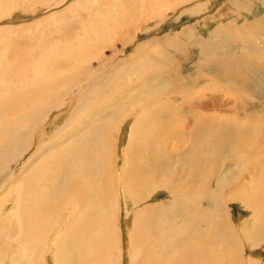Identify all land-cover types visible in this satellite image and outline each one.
<instances>
[{"label":"bare ground","instance_id":"bare-ground-1","mask_svg":"<svg viewBox=\"0 0 264 264\" xmlns=\"http://www.w3.org/2000/svg\"><path fill=\"white\" fill-rule=\"evenodd\" d=\"M146 2L143 0L142 5ZM235 2L234 4L238 6L240 10L246 6L243 4L244 2ZM0 3L4 5L3 8L0 6V11H3V13L5 12V15L9 10L12 12L15 8L13 6L15 0H7V2L0 0ZM108 22L104 23L110 27ZM258 25L264 26V17L258 22ZM93 27L94 24L92 25V29ZM97 27H99L98 24ZM106 28H108V26H106ZM88 30L89 29H87V31ZM104 30L107 29L104 28ZM246 30H248L247 34L252 35L254 30L253 24L248 23V25H246ZM87 31L84 32L83 37L80 36L77 38L75 46L58 47L60 51L56 49L52 54H42L43 66L46 67L48 63L53 64L50 69L55 72V76L51 81L46 82L43 90L39 88L40 90L37 93L34 91H21L18 85L20 82H11L8 80L9 76H12L11 69L15 68L16 73L14 75H21L24 73L21 72L22 68H19L20 66L4 68L3 64H0V264H30L28 261H31V264H35L37 253L38 260L36 264H42L44 257H46V255L43 257L44 251L48 253V263L52 264L50 259L52 255L51 250H54V264H125V249L122 247L123 235L125 233H122L120 226L116 223V213L114 211V208H118V205L121 206L120 197L122 192L126 196H132L135 205L134 208L128 207L126 210L127 215L125 224L127 225V232L129 233L127 239L129 241L128 248L130 253V257H128V259L126 258L128 264H136V258L139 260L140 264H169L170 260H173L176 264H227L229 259L239 254L242 250V245L238 239L244 244L242 240L244 239L242 238L243 234L248 236L249 243L255 242V244H251L254 253L257 252L256 249H259L258 246L264 247V233L260 232L259 228H257L258 226L264 225V199L259 201L260 198H264V175H260L264 173V161L260 160L257 154H255V144L253 143L255 140L254 137L264 133V128L260 129L257 125L253 124H245L240 128L237 126L233 127V122L223 123L221 121L212 120V118L207 116H201L203 119L198 118L199 122L197 121L199 127H203L201 128L202 130H198L200 135H196L195 138L193 137L194 142L188 147H183L181 145L182 148L180 147L181 150H179L176 155L175 150L178 147V145H176L177 139L180 140L178 141L180 143L181 140L183 141L185 139L186 135L185 131H181L183 127L175 125L177 122H173V120L179 119L181 114H177L178 112L184 114V112L180 110L183 102L178 105L179 108H174V103L167 98V95H165L166 97H164L162 101H156L155 104L152 102L153 98L159 97L155 94H161L163 92L162 90L166 91L168 86H170L169 84L166 86V89H162L161 86L153 85L142 98L132 104L130 108L132 113L134 114V112L136 113L139 111L135 119L133 115L128 117L131 111H127L119 118H116L117 122L113 124L110 121L106 127H104L103 124L97 125L94 128V132L102 134L99 140H92L83 145L80 139L72 141L61 136L59 140L55 141L53 138L46 137V135L42 133L36 135L35 130L41 128L39 126L40 123H42L44 119L48 120V118L53 115L51 113L53 108L61 111L68 105L69 102L65 100V96L69 91L75 88V86L83 91L78 97V104L75 103L74 115L77 113L78 109L84 105L88 109L98 108L97 99L94 97L99 95L103 90L109 88L108 75L105 76L103 74V76H101L104 71L95 73V79L90 77L89 79L93 78V81H89L90 83L87 84L86 87L77 81L83 82V79L89 74L91 75L93 71L90 65L81 68L83 63L86 64V62H90V58L87 55L92 53L91 49L95 45V43L90 45L86 44L87 42L85 39L90 36ZM99 31H92V34L99 36ZM226 32V35L224 37L222 36L225 43L230 42L231 39L237 41L238 36H241L238 33H243V30L241 27H238L233 31ZM215 34L217 35L216 32ZM254 37L255 36L252 38L254 39ZM99 38L100 37H98L96 41L99 40ZM218 38L220 37L218 36ZM211 39L214 40L213 36ZM242 39H244V37ZM260 39L262 40L261 37ZM202 41L199 40L200 46L202 45ZM255 41H253V43ZM262 41H264V39ZM262 41L260 43H262ZM248 45L249 46L242 45L243 47L241 49L243 52L240 48L237 50L235 45H225L227 52L225 51L221 54L213 53L211 57L214 60L212 69L215 71L223 69V66L229 63L228 60L231 61L230 52L232 51L231 54L234 55L233 57L237 55L238 59H240L239 57L243 58L242 62L244 67H247L246 69L250 72V75L245 73L247 74L244 79L245 85L259 88L264 93V64L261 57L257 58L248 53L250 50H253V46L255 45L251 43ZM46 48L50 47H44L42 49ZM74 48L78 51H74ZM59 54H61L62 58H65L66 62L67 59L71 57L74 58V63L76 64H73L71 67L73 73L66 74L65 70L61 71L58 69V65L57 68H55V63L58 62L55 58L58 57ZM203 54L206 55L205 53ZM69 55L72 56L69 57ZM73 55H77V57ZM93 56L91 57L92 59ZM5 57V50L1 49V63ZM16 59L12 58V60H10L17 62L18 59ZM37 60L39 61V58ZM4 61L5 59L3 62ZM11 61H9V63H11ZM232 61L234 62L233 59ZM63 62L61 61V63ZM104 64L105 61L102 62L103 66ZM198 64H201V62ZM4 65H7V67L9 65L12 66L11 64ZM233 67L238 66L236 65ZM3 68L7 71H4ZM134 69L136 68L134 67ZM22 70H24V67ZM138 71L141 70L139 69ZM230 72H232V68ZM83 74L85 77L79 79ZM143 74L144 73L141 71L135 76L141 80ZM116 78L117 76L115 79ZM156 78L157 77L154 76L150 78L145 76L140 85H146ZM130 83L131 82L126 84L128 86L124 87L129 88V94L134 91V88H130V86H133ZM193 88V85L190 86V84H188L187 86L184 84L182 89L185 91V89L189 90ZM191 94L193 93L191 92ZM194 98V95H190L184 101L185 103H190L189 100H193ZM235 101L238 102V107L246 103L250 105V102L245 98L243 101L240 95L236 97ZM209 105L211 104L209 103ZM183 107L184 106H182V108ZM12 110L16 111L11 112ZM197 112L198 116L199 111ZM237 115L240 116V114ZM259 115L260 114H249L248 116H253L254 119H256ZM126 116L128 117L127 119ZM194 116L192 120L195 119ZM239 116H236L237 120ZM124 119L130 120V127L127 133L128 146L124 151L122 159L124 163L121 165L122 168L119 172V159L115 161L113 158L115 155L114 151H111V147H114L113 144L115 145V142L113 143L112 141V132L115 129L118 130L117 124ZM261 119L264 118L259 117V121ZM194 124L198 126L196 123ZM177 126L179 128H177ZM120 131L122 130L120 129ZM72 134L75 136V130L72 131ZM117 135L119 136L117 137L116 147L118 146L117 148L119 149L120 143H122V141H120L121 134ZM174 140L175 142H173ZM58 141H64L65 144L61 145ZM178 142L177 144H179ZM169 144L172 145V152H170ZM69 147L81 150L77 156L78 158L70 159L64 156V151L62 150ZM29 149H33L32 156L29 159L32 161L29 162L30 165L28 168L25 162L21 173H24L25 168H27V170L29 169V171L25 175L15 174L14 170L11 168V163L13 161H20L21 158L24 159L25 153L28 152ZM225 155L226 157L222 159ZM38 159H43L44 161H38ZM227 159L234 160L237 164L236 170L239 171L236 173L240 175L238 176L239 179L236 185H238L239 189L235 190L237 197H234L237 200H242V205L249 213V216L237 221L239 226L234 223L231 224L229 221H232V218L226 209L228 205L225 203V195L214 189V191L211 192V198L213 199L212 203H214V208H212L213 211L207 210L206 215L194 226L192 218L189 217L187 212V206L183 204L184 201L180 202V199L184 200L189 195V192H185V190L182 189L183 186L181 187L182 180L180 178V173L187 172L190 167L194 165L196 182L201 183L204 181V184L203 186L201 185V189L199 187L197 190L192 191L190 196L193 201L195 197L206 198L210 194L207 189L209 184L206 179L209 174V164L212 162L215 163H213V169H215L217 173L218 170H222V164L223 162L225 163ZM170 160L173 162L172 164L177 160L180 165L172 169L170 166L171 164L166 165V162H171ZM210 160L211 162H209ZM10 174L14 175L13 179L6 183L7 180L12 177L9 176ZM177 174H179V177H177ZM232 179H234V177ZM231 181L233 182V180ZM52 190L59 195L66 194L69 201L76 199L77 196L80 195L83 201L86 202L85 220L88 226V233L83 243L81 239L77 240L76 243H69V239L66 238H62L60 241L59 237L61 233L57 235L58 241L55 238L51 239L45 233V229L41 230L43 236H41V244L46 246V249L36 241L35 232L39 214L48 211L53 212L55 218H59L61 215L59 210L61 207L65 206L62 205L57 209H51L47 206L49 202L54 199ZM162 190L169 191L171 201H161L156 211L155 208L152 207L153 205L150 201L155 199V197L158 196L157 192L159 193V191ZM260 195L262 197H260ZM254 196L256 198L253 199ZM11 198H14L15 201L12 202ZM147 201L149 202L145 204ZM11 204H14L15 207L8 211ZM131 212H134V214L132 215ZM226 214H228V216H226ZM14 216L17 217V221L14 220ZM132 216H134V218H132ZM206 216L208 218V225L206 228L200 229L199 224L204 222ZM251 219L253 224L249 222ZM220 220L223 221L225 227L222 226L223 224L220 226L218 225V221ZM16 224L18 231L14 233L13 226ZM132 227L134 229L130 231ZM248 232H254L255 236L248 234ZM182 235L197 238L201 243L200 247L198 249H186L185 251L177 250V241ZM11 238H13V241L17 242L16 244L22 249V255L13 251L15 254L9 253L7 257L8 253L4 251L6 242ZM135 239L136 244L134 247ZM50 240L51 242L49 244ZM13 241L8 243V247L16 245ZM259 241L262 245H257ZM220 244H222V246H220ZM227 244L231 248H227L226 251L225 246ZM63 245L67 246L62 247ZM234 252L235 255L233 254ZM259 254L260 253H256L255 264H262L264 262L263 259H257V257H262L261 255L259 256ZM245 264L248 263L246 262Z\"/></svg>","mask_w":264,"mask_h":264},{"label":"rangeland","instance_id":"rangeland-1","mask_svg":"<svg viewBox=\"0 0 264 264\" xmlns=\"http://www.w3.org/2000/svg\"><path fill=\"white\" fill-rule=\"evenodd\" d=\"M4 1L7 2V0ZM142 1L143 0H15V3L13 4L15 8L12 12L9 10V12L5 15V12L3 13V11H0V50L3 49L6 53V57L4 58L5 61L3 62V59L0 64H3L4 68H14L20 66L19 68L23 69L24 67V70L21 69V72L24 73L21 75H14L16 70L15 68L11 69L10 71L12 76H9L8 78L11 82H20L18 85L21 91H34L37 93L40 90L39 88L43 90L46 82L51 81V79L55 76V72L50 69L53 64L48 63L46 67L43 66L42 54H52L56 49L59 50L58 47L75 46L77 38L80 36L83 37L84 32L87 31V29H89L87 32L90 36L85 39L87 42L86 44L90 45L95 43V45L91 49L92 53L87 55L90 58V62L88 61L86 64L83 63L81 68L86 65H90V68L93 71L91 72V75L89 74L85 77L83 74L79 77V79L85 77L83 82L79 80L77 81L86 87L87 84L93 81V78L95 79V73L104 71L101 76H103V74L105 76L108 75L109 88L103 90L99 95L94 97L97 99L98 108L88 109L84 105L81 106L74 115L75 103L78 104V97L83 91L79 90L75 86V88L69 91V93L65 96V100L69 102L68 105H66L64 110L61 111L53 108L51 110L53 115H51L48 120L44 119V121L40 123L39 126L41 128H37L35 130L36 135L42 133L43 135L45 134L46 137L53 138L55 141L59 140L61 136H64L66 139L72 141L80 139L82 140L83 145L92 140H99L102 134L94 132V128L97 125L103 124L104 127H106L110 121L112 124L117 122L116 118H119L127 111L130 112L132 104L142 98L153 85L161 86L162 89H166V86L169 84L170 86H168L166 91L162 90L163 92L161 94H155L159 97L153 98L152 102L155 104L156 101H162L163 98L166 97L165 95H167V98L174 103V106L171 103L174 108H179L178 105L183 102L182 106H184V109L181 106L180 110L183 111L185 115L178 112L177 114H181L183 116L180 115L178 120H173V122H177L175 125L183 127L181 131H185L186 135L185 139L183 141L181 140L180 143L178 142L180 141L179 139H177L178 141L176 140L179 143L177 144L176 142V145H178L175 150L176 155L179 150H181V145L183 147H188L194 142L196 135H200L198 130H202L201 128L203 127H199L197 121L198 118L203 119L201 116H207L212 118V120L221 121L223 123L233 122V127L237 126L240 128L245 124H253L257 125L258 128L263 129L264 119L259 121V117L264 118V93L259 88L245 85V75H250V72L246 69L247 67H244L242 62L243 58L239 57L240 59H238L237 55V58L233 57L234 55L231 54V51V61L228 60L229 63H227L226 66H223V69L215 71L212 69V63H214V60L211 57L213 56V53L221 54L225 51L227 52L225 45H235L237 50H239V48L241 49L246 45L249 46L248 44L251 43L255 46H253V50H250L248 53L256 56L257 58L261 57L264 64V41H262L264 39V26L258 25V22H260L264 17V0H145V2H149L143 3L144 5H142ZM235 1L244 2L243 4L246 5L245 8L240 10V8L234 4L236 3ZM2 4L3 3H0V6L3 8L4 5ZM104 22H108L110 27ZM96 23L99 27H97ZM248 23L253 24L254 30L252 35L255 36L254 39L251 34V36L247 34L248 30H246V25H248ZM93 24L94 30L92 29ZM105 25L108 26V28H106ZM100 26L107 30H104V28H101ZM238 27L242 28L243 33H238L241 36H238L237 41L231 39L230 42L225 43L223 37L226 35V31H233ZM98 28L99 30H102L99 31ZM92 31H99V36L92 34ZM215 32L221 39L218 38ZM212 36L214 40L211 39ZM98 37L100 38L96 41ZM243 37L244 39H242ZM199 40H205L202 41L201 46L199 44ZM253 41L257 44L255 42L253 43ZM261 41L262 43H260ZM258 46H261L262 48L260 47L259 49ZM44 47L50 48L42 49ZM73 50L78 51L75 48ZM241 51L243 52L242 49ZM71 56L72 55H69V57ZM73 56L77 57V55ZM92 56L93 59L91 58ZM58 57H54L58 61L55 63V68H57L58 65V69L61 71L65 70L66 74L73 73L71 67L73 64H76L74 63V58L71 57L67 59L66 62L65 58L61 57V54H59ZM12 58H17V62L11 61ZM38 58L39 61L37 60ZM9 61H11V63H9ZM61 61L64 62L61 63ZM103 61H105L104 66L102 65ZM199 62H201V64H198ZM4 64H11L12 66L9 65L7 67V65ZM236 65L238 67H233ZM134 67L136 69H134ZM231 68L233 73L230 72ZM139 69L144 73L141 76V80L136 77L137 74L141 72L138 71ZM4 71L7 70L5 69ZM116 76L118 79H115ZM145 76L147 78L152 76L157 78L148 84L141 86L140 83ZM90 77L93 78L89 79ZM129 82L133 85L132 87L130 86V88H134V91L131 94L128 93L129 88H124L128 86L126 84ZM184 84L187 86L188 84H190V86L193 85L195 89H185L184 91L182 89ZM191 92L193 94H191ZM189 94L191 96L194 95L195 98L193 100H189L190 103H185L184 100L190 96ZM239 95L243 98V101L244 98L247 99L248 102H250V105L246 103L248 106L243 104V106L238 107V102L235 101V99L237 96L239 97ZM209 103L211 105H209ZM15 111L16 110H12L11 112ZM197 111H199L198 116ZM138 112H134L133 114L131 111V114L128 117L133 115L135 119ZM237 114H240V116ZM249 114L260 115L254 119L253 116H248ZM193 116L197 119L192 120ZM236 116H239L238 120ZM128 117L126 116V119ZM126 119L117 124L119 131L115 129L116 131L113 130L112 132V141L113 143L115 142V145L113 144L114 147H111V151H114V160L117 161V159H119V172L122 168L121 165L124 163L122 160L124 151L128 146L127 133L130 127V120ZM194 123L198 126H195ZM178 126L177 128H179ZM120 129L122 131H120ZM74 130L75 136L72 134V131ZM117 134H121L120 141H122L119 149L117 148L118 146L116 147L117 137L119 136ZM254 139L253 143L255 144V154H257L260 160L264 161V133H261L260 135L258 134V136L254 137ZM173 142H175V140ZM58 143L61 145L65 144L64 141H58ZM169 148L170 152H172L171 144H169ZM62 151H64L65 157L72 159L78 158L77 156L81 150L69 147L63 149ZM32 152L33 149H29V151L25 153L24 159L21 158L20 161H13L11 163V168L14 170L15 174L25 175L29 171L27 168L30 165L29 162L32 161L29 160L32 156ZM224 157H226V155L223 156L222 159ZM38 161L44 160L38 159ZM25 162L27 164V168H25V170L27 171L24 170V173L22 174L21 171ZM209 162H211V160ZM172 163V161H168L166 162V165L171 164L170 166L172 169L177 167V165H180L177 160L174 161V164ZM213 163L214 162L209 164V174L206 178L209 184L207 189L210 192L206 198L195 197V200L193 201L190 196L192 191L197 190L199 187L201 189V185L203 186L204 184V181L201 183L196 182L195 169L193 168L194 165H192L187 172L180 173V178L182 180L181 187L183 186L182 189L185 190V192H189L187 198L184 200L180 199V202L184 201L183 204L187 206V212L189 217L192 218L193 225L195 226V224L206 215L207 210L213 211L212 208H214V203H212L213 199L211 198V192L215 189L217 192L224 193L225 195V203L228 205L226 209L232 218V221L229 222L239 226L237 221L247 218L249 213L243 207L242 200H237L235 198L237 197L235 190L239 189L236 184L238 183V176L240 175L237 174L239 171L236 170L237 164L234 160L227 159V161L225 160V163L223 162L222 164V170H218L216 173V170L213 169ZM260 175H264V173ZM9 176L12 177L9 178L6 183L10 182L14 175L10 174ZM177 177H179V174H177ZM233 177L234 179H232ZM231 180H233V182ZM52 192L54 194V199L49 202L47 206L51 209H57L62 205L65 206L60 208L59 211L61 215L59 218H55V214L53 212L45 211L39 214L35 232L36 241L41 244V230L45 229V233L51 239L55 238L58 241L57 235L61 233L59 237L60 241L62 238H66L69 239V243H76L77 240L81 239L83 243L88 233V226L85 220L86 202L83 201L80 195H78L76 199L69 201L66 194L59 195L53 190ZM157 194L158 196L150 201L153 205L151 206L154 207L156 211L159 208V203L161 201H171L169 191L167 192V190H162L159 191V193L157 192ZM260 197L262 196L260 195ZM254 198L256 197L254 196L253 199ZM262 199L264 198H260L259 201ZM11 200L12 202L15 201L14 198H11ZM148 202L149 201L145 202V204ZM120 204L121 206L118 205V208H114V211L116 213V223L120 226L122 233H125L123 235L124 239L122 247L125 249L124 263L128 264L126 261L128 257H130V253L128 248L129 241L127 239L129 233L127 232V225L125 224L127 215L126 210L128 207L134 208L135 205L132 196H126L123 192L121 193ZM13 207H15V205L11 204L8 211H10ZM131 214L133 215L134 212H131ZM226 216H228V214H226ZM132 218H134V216H132ZM14 220L17 221V217L14 216ZM251 221L252 219L249 222L253 224ZM207 222L208 218L206 216L204 222L199 224V228H206L208 225ZM222 224L223 221H218L219 226ZM16 226L17 224L13 226L14 233L18 231V227ZM222 226L225 227L224 224ZM257 228H259L260 232L264 233V225L258 226ZM133 229L134 228L132 227L130 231H133ZM248 234L255 236L254 232H248ZM242 238H244L242 239L244 244L240 241V239H238L242 245V250L236 255L234 252L233 254L235 256L229 259L227 264H245L246 262L248 264H255L256 253H260L259 256H262L261 258L257 257V259L264 260V247L258 246L259 249H256L257 252L254 253L252 251L253 247L251 244H255V242L249 243L248 236H245L244 234L242 235ZM12 241L13 238L6 242L4 252L8 253L7 257L9 256V253L15 254L14 252L22 255L23 251L16 244L17 242L13 241L16 245L8 247V243ZM50 242L51 240L49 241V244ZM177 242L178 244L176 249L179 251H185L186 249L190 250V248L198 249L201 245L197 238L187 237L184 235H182ZM135 244L136 239L134 247ZM260 244L262 245L259 241L257 245ZM66 246L67 245H63L62 247ZM220 246H222V244H220ZM43 247L46 249V246ZM225 248L227 251V248L231 247L227 244ZM51 251L52 255L50 259L52 264H54V250ZM45 255L46 257H44ZM43 257L44 260L42 264H49L47 252H43ZM35 260L36 264L38 260V253ZM28 263L31 264V261H28ZM136 264H140L137 258ZM169 264L176 263L173 260H170ZM262 264H264V262Z\"/></svg>","mask_w":264,"mask_h":264}]
</instances>
